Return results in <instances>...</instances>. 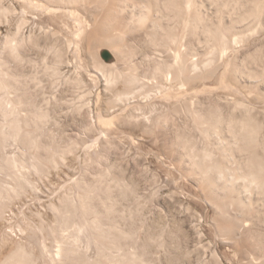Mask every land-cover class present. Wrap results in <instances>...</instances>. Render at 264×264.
Segmentation results:
<instances>
[{"label":"bare ground","instance_id":"bare-ground-1","mask_svg":"<svg viewBox=\"0 0 264 264\" xmlns=\"http://www.w3.org/2000/svg\"><path fill=\"white\" fill-rule=\"evenodd\" d=\"M0 264H264V0H0Z\"/></svg>","mask_w":264,"mask_h":264},{"label":"rangeland","instance_id":"rangeland-1","mask_svg":"<svg viewBox=\"0 0 264 264\" xmlns=\"http://www.w3.org/2000/svg\"><path fill=\"white\" fill-rule=\"evenodd\" d=\"M5 4H7V3L5 2ZM7 29H8L7 26L2 27L3 32H6ZM68 98L75 100V99H77V96L76 95H72V96H70ZM141 141L143 142V145H142L143 147L142 148L144 150H156L157 151L156 147H154V145H152L147 139L144 138ZM123 145L127 149V145H126L125 142L123 143ZM150 157L151 156H148L147 163L149 164L151 169L156 171L161 179L165 178L167 176L165 171H163L162 168H159L158 165L155 164L154 158L151 157V159H150ZM69 166L71 167L72 170L64 169L58 175H53L50 181H45L44 185H42V189H43V195L42 196L43 197H47V193L50 190V188H52L54 186L57 187V186L61 185L67 179L68 176H71L72 175V171L74 170V168L78 169V164H77L76 160L74 158H72V157H71V160L69 161ZM143 177L146 178V179H150L149 173H144L143 172ZM149 182H150V180H149ZM165 190L166 189H163V192H165ZM151 192H152V190L150 188H148V190L146 189L145 190V194L141 195V199L148 200V201H150V203L152 205H154V202L151 199V194H152ZM28 207L31 210H37V209L42 210V205L39 204L38 202H34L33 204H30V206H28ZM8 215H9L8 217L11 219L12 215L11 214H8ZM28 215L30 217H32V215L29 212H28Z\"/></svg>","mask_w":264,"mask_h":264}]
</instances>
